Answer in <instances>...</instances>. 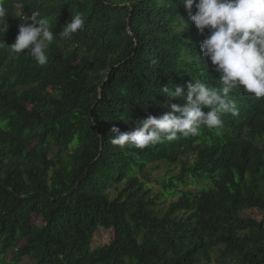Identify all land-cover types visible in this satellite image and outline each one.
I'll return each mask as SVG.
<instances>
[{
  "label": "trees",
  "instance_id": "obj_1",
  "mask_svg": "<svg viewBox=\"0 0 264 264\" xmlns=\"http://www.w3.org/2000/svg\"><path fill=\"white\" fill-rule=\"evenodd\" d=\"M180 2L0 0V264H264V97L235 90L238 114L197 136L110 143L114 125L184 103L168 83L218 86L200 49L210 33ZM34 11L55 37L44 66L10 48ZM77 12L83 29L61 39Z\"/></svg>",
  "mask_w": 264,
  "mask_h": 264
},
{
  "label": "clouds",
  "instance_id": "obj_2",
  "mask_svg": "<svg viewBox=\"0 0 264 264\" xmlns=\"http://www.w3.org/2000/svg\"><path fill=\"white\" fill-rule=\"evenodd\" d=\"M180 3L188 10L189 19L197 30L202 35L206 29L210 33L202 40L200 49L219 74L218 86L195 77L194 83L163 86L159 89L163 95L184 103H171L172 111L135 121L136 127L131 131L121 132L114 125L110 143L121 150L126 147L143 150L179 137L197 136L202 126L210 130L218 128L223 123L224 114H238L232 98L235 90L242 89L256 98L264 97V0H181ZM193 6L196 9L194 14ZM6 17H9L8 9L0 3V22ZM22 19L25 22L18 26V35L10 45L11 51L20 54L28 49L27 55L37 65L44 66L48 63L49 47L55 38L50 21L38 11ZM180 21L181 34L187 23L181 16ZM84 25L85 17L77 12L58 35L63 40H71ZM203 108L208 110L203 111ZM119 119L127 121L130 118L121 115Z\"/></svg>",
  "mask_w": 264,
  "mask_h": 264
},
{
  "label": "rangeland",
  "instance_id": "obj_3",
  "mask_svg": "<svg viewBox=\"0 0 264 264\" xmlns=\"http://www.w3.org/2000/svg\"><path fill=\"white\" fill-rule=\"evenodd\" d=\"M150 168V167H149ZM165 168H167L166 166L161 168L160 170L156 171L155 173H153L152 175V178H155V177H161L164 173H165ZM151 171V169H150ZM155 188H159V185L154 183V182H151ZM177 197H164V199H166V204L169 205V202L172 200V199H175ZM259 217L261 218L262 215L259 214ZM110 235H112V233L109 234V232L107 231H97L94 233L93 235V246L96 247V246H101L103 244H105L109 239H110ZM22 264H27V260L25 262H23Z\"/></svg>",
  "mask_w": 264,
  "mask_h": 264
}]
</instances>
